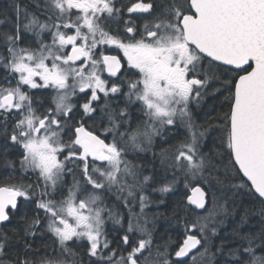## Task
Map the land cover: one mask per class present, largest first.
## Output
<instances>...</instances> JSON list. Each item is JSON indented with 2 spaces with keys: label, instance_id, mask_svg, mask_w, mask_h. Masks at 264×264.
<instances>
[{
  "label": "snow or ice",
  "instance_id": "6c2138e0",
  "mask_svg": "<svg viewBox=\"0 0 264 264\" xmlns=\"http://www.w3.org/2000/svg\"><path fill=\"white\" fill-rule=\"evenodd\" d=\"M0 166V264H264V0H9Z\"/></svg>",
  "mask_w": 264,
  "mask_h": 264
},
{
  "label": "trees",
  "instance_id": "16d2710c",
  "mask_svg": "<svg viewBox=\"0 0 264 264\" xmlns=\"http://www.w3.org/2000/svg\"><path fill=\"white\" fill-rule=\"evenodd\" d=\"M23 1H24V0H21L22 3H23ZM8 2H9V0H0V8L5 7V6L8 4ZM208 103L211 104V100H209ZM205 144H206V146H205L204 151L207 152V151H209L210 149L213 148V141H212L211 136H210L209 139H207V140L205 141ZM156 163H157V166H159V162L157 161ZM6 171H8V169L3 168L2 166H0V173L6 172ZM147 171H148V169L145 170V174H147ZM180 189H181V191H184V189H183V185H180ZM188 193H189V192H188ZM170 195H171V194H170ZM171 203H172V200H169V205H170ZM248 206H249V208L251 207V205H248ZM166 207H168V205H161L160 208H159V211H160V212H164ZM255 207H256V208H259L260 205L257 204ZM136 210L139 211V208L137 207ZM156 210H157L156 207L154 208L153 206L149 209L150 212H151V211H156ZM240 214H243V209H240ZM250 217H251V215L249 216V218H250ZM13 221H16L17 224H14V225H12V226L20 227L21 222L19 221L18 218H17V219H14ZM238 222H239V221H235L234 224L237 225ZM156 224H157V230H156V237H157V240L160 241V242H162L161 238H162L163 240H167V239H168V235L170 234L169 232L166 231L167 221H166L165 219L161 218V219H159V220L156 221ZM236 225H235L234 227H236ZM259 227H260V226H259ZM232 229H233V228L222 230L221 233H219V235H218L217 237H215V244L218 245V244L220 243V240H221L222 238L227 237V236L231 233ZM40 237H41V239H38V238H40ZM48 237H50V233L47 234L46 236H40V235H37L36 237H34V238H31V237H30L29 239H30V240H33V239H34V241H35V245L41 247V254H43V247H42V245H43L44 243H51V241L48 239ZM42 238H43V239H42ZM212 251H215V248H213ZM225 251H227V248L225 249ZM226 259H227V256H226V255H223V256H217V257H216L215 264H222V262H223L224 260H226Z\"/></svg>",
  "mask_w": 264,
  "mask_h": 264
},
{
  "label": "rangeland",
  "instance_id": "374dc122",
  "mask_svg": "<svg viewBox=\"0 0 264 264\" xmlns=\"http://www.w3.org/2000/svg\"><path fill=\"white\" fill-rule=\"evenodd\" d=\"M201 118H203V113H201ZM149 159H151V156L149 154ZM154 196L158 197L159 193H155L153 194ZM236 206H237V214L235 216H233L231 214V208L233 207V203L231 201H229L225 207H227L229 209V214L225 217H222L223 219V224L218 225V233H221L222 230L224 229H230V228H234V226L236 224H234L235 221H239L240 220V209H244L245 208H249L248 204L245 203H241L239 200L236 201ZM153 207L155 208V205H153ZM259 216H253L251 215V217L249 218V223L244 224L241 228L240 231L241 232H247L249 229L251 228H259L260 224H259ZM213 240L215 242V237H213Z\"/></svg>",
  "mask_w": 264,
  "mask_h": 264
},
{
  "label": "flooded vegetation",
  "instance_id": "af4514ba",
  "mask_svg": "<svg viewBox=\"0 0 264 264\" xmlns=\"http://www.w3.org/2000/svg\"><path fill=\"white\" fill-rule=\"evenodd\" d=\"M27 2V0H24L23 1V3H26ZM41 2H42V0H41ZM34 7V6H33ZM14 224H17V222L16 221H12V223H11V225L9 226V227H11L12 225H14ZM38 239H41V237L40 238H38ZM43 239V238H42Z\"/></svg>",
  "mask_w": 264,
  "mask_h": 264
},
{
  "label": "water",
  "instance_id": "95a60500",
  "mask_svg": "<svg viewBox=\"0 0 264 264\" xmlns=\"http://www.w3.org/2000/svg\"><path fill=\"white\" fill-rule=\"evenodd\" d=\"M188 195H191V192H189Z\"/></svg>",
  "mask_w": 264,
  "mask_h": 264
}]
</instances>
